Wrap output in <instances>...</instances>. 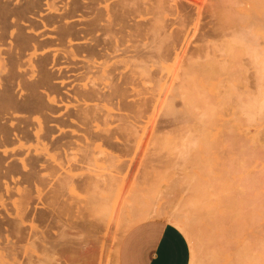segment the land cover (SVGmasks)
<instances>
[{"label":"bare ground","instance_id":"6f19581e","mask_svg":"<svg viewBox=\"0 0 264 264\" xmlns=\"http://www.w3.org/2000/svg\"><path fill=\"white\" fill-rule=\"evenodd\" d=\"M187 1L0 0V264H33L37 262L34 256H39V252L43 254L44 264H50L51 260L57 264H62L63 261L67 264L66 251L69 245L67 239L69 236L66 228H68L69 221L73 217L71 216L73 202L70 205L65 199H62L64 198L62 195L69 188L75 192L83 187L94 188V192L90 196L89 202H87L90 204L89 214L99 217L97 221L102 220L104 223H108L110 219L114 220V216L117 219L116 215L110 217L114 211L112 207H116L114 203V206L111 207L112 194L115 189L117 190L119 186L123 185H119V183L122 172L127 167L125 166L127 162L122 158L124 155L130 154L132 150L128 133L134 134L136 128L141 126H138L137 123L144 119H151L153 114H147L150 110L148 109L149 103H152L155 97L158 96L161 73L167 68L169 60L173 59L174 65H177L179 69L181 68V76L179 73L177 74L181 79L177 84L171 85L163 101L159 100V107L162 110L159 118L166 117L167 119L161 118L162 120H159L157 123L159 125L154 128L155 132L166 125L173 126L187 119L203 117V114H200L196 109L200 107L204 97L201 90L197 88L198 76H202L203 73L201 60L205 57L204 50L200 46L194 47L192 50L187 49V42H184V47H180L183 48L182 50L177 49L180 40L183 39L181 41H184L187 26L196 19L192 11L189 10L191 5H187ZM146 3L153 5V8H155L152 20L135 21L134 15L137 14V9L140 8V6H137L136 9L135 6ZM142 10L145 9L142 8ZM216 10L214 8L209 10L210 16L213 18L212 23L214 26L212 30L203 33L200 38L205 39L204 37L208 34L216 35L219 28L223 26L220 20L224 21L223 24L229 22L231 18L229 14H223V11ZM138 11L141 10L138 9ZM149 11L148 9L147 13ZM168 14L175 16V18L169 17ZM262 16L264 17L263 10ZM77 19L82 20L80 21L82 26L77 23L78 21L76 22ZM215 19L219 20L220 27L218 28L216 27L218 21L215 22ZM255 21V19L252 20V22ZM174 23L178 24L175 26L176 30L172 28L175 25ZM48 27H50L52 35H48ZM170 27L171 30H168ZM236 36L239 39L238 42L242 44L243 50L250 55V63L255 69L253 76L258 87V94L256 98L254 97L255 99L253 98L252 107L257 109L259 113H264V46L261 47L262 45H260V41H264V26H258L256 30L242 28ZM187 39L189 40V38ZM82 41H84V44H79ZM69 44L72 47L71 49H67ZM185 47L186 49H184ZM43 51H48V53L43 54ZM224 57L226 55L221 58L218 68L227 69V66H223V63L227 62ZM62 58L67 60L65 66L64 61H61ZM69 59L75 60L74 63L78 59L80 60L81 63L77 61L81 64L79 70L84 69V71L78 73L80 77H84V80L85 78L89 80V83L84 84L85 90L77 89L78 87L72 89L68 87L71 84L69 79H76L79 76L74 77L75 74H73V77H71L68 74L76 70L70 67L73 61L70 62ZM89 74L93 75L90 76ZM148 83L150 85L154 83V85L147 86ZM64 88L67 91H64ZM68 97H70V100ZM72 101L77 104H72ZM93 101L96 102L91 105ZM177 101L182 103L181 108H178ZM62 106H64L67 113L63 114L61 111ZM71 107L74 109H71ZM115 122H119L116 128L111 127V125L116 124ZM208 128L210 129V127ZM154 130L151 135L159 146L164 138L155 135ZM57 131L61 132L58 136L55 135ZM119 131L121 133L125 132L121 137L122 142L119 139ZM201 135L203 136V134ZM116 139L120 140L121 144L123 143L121 149L117 146ZM133 139L135 140V138ZM203 140L200 142L202 151L206 152L209 145V147L215 145L212 142L209 143V137L205 139L208 142ZM191 141L193 139H190L192 145L194 141ZM213 143H216V140ZM102 145L112 148L113 152L105 151L107 148H104L105 150L99 149L100 151L95 150L101 148ZM93 146H95V149H93ZM216 146L220 148L219 145ZM192 147H189L190 153L196 145L194 149ZM116 149L120 152L115 153L114 150ZM50 150L51 166L47 161L48 159H44L42 154L50 155ZM209 150L207 149V151ZM27 151L29 153L34 151L36 154L31 155ZM239 151L241 152V150ZM185 153L187 154V152ZM101 154L103 158H101ZM203 155L201 156L206 158V155ZM155 158L158 163L161 161L158 159L159 157ZM103 159L109 165L103 161L108 167L106 169L114 168L112 173L111 171L108 172L109 175L105 179L107 183L104 182L106 184L103 189L99 185L102 184V179L86 178L83 175V177L79 176L76 179L77 170L89 166L91 168L92 165L98 166L97 163ZM188 160L190 161L189 158ZM195 161L192 160L193 164L194 162L195 164L198 163L197 159ZM169 162H164L166 165H163L168 167ZM200 164H203V161ZM204 164L202 166H205ZM208 166L210 165L208 164ZM57 168L63 171L61 170L62 172L59 173ZM204 169L206 170L208 167ZM204 169H202V174L199 170V176L201 175L200 178L203 182H207L202 178L203 175L205 176L203 174ZM43 170H51V175L42 173ZM189 173L190 177H188ZM189 173L185 175V179L183 178L187 182L182 179L183 183H181V179H179L180 182L175 180L176 182H171V185L177 186L178 183H181V185L179 184L180 187L184 185V182L188 185V181H190L189 184L191 185L188 186L191 187L194 194L192 193L189 204L191 203L192 210L198 213L196 218L191 216L194 218V225L199 226L201 219L208 221L210 217L204 219L205 215L203 214L211 213L212 223H215L213 228H222L224 225L222 223L221 226L222 220L231 221L229 223L233 229L238 228L239 233L245 232L247 227L246 231L249 227H252L253 220L258 214L251 211L244 212L241 205L248 210H253L255 206L261 211L263 210L261 209L262 206L253 203V208L247 207L246 204H241V201L246 202L247 197L248 204H250V196L240 194H237V196L234 194L223 195L222 192L217 193L219 191L217 189L216 193L222 196L202 203L198 200V197L201 196L202 198L203 195H208V193L206 194L208 185L206 186L207 183L201 182L202 180L199 177L200 182L194 179L195 176L197 178L198 172L193 174L194 177L192 171ZM222 173L225 174V172ZM206 174H209L207 175L210 178L208 180L217 177V175L211 177L210 171ZM221 175L220 173L218 177ZM49 176L53 177L51 181H48ZM211 181L210 184H212ZM48 182L51 184L50 188H48ZM211 189L213 188L211 187ZM210 192L209 195L214 194L215 191ZM243 194H247V192ZM256 194L257 198H260V193L256 192L255 196ZM239 195L241 198L243 196V200L239 201ZM258 199H255V201ZM148 204H150L149 200L145 201V199L138 198L136 202L130 204V206L128 205V210H126L128 213L125 220H123L126 224H123V226L147 218L153 213L157 216L166 213L163 211L164 208L157 210L155 207L148 206ZM83 209H85V206ZM262 215L260 216L263 217ZM189 218L190 216H188V220ZM171 219L189 233L188 228L190 226L187 222L193 221L186 220L185 224L179 217L176 218L175 216ZM224 223L226 224V222ZM70 225L69 228H71ZM242 228L244 230L240 231ZM190 229H192V226Z\"/></svg>","mask_w":264,"mask_h":264},{"label":"rangeland","instance_id":"374dc122","mask_svg":"<svg viewBox=\"0 0 264 264\" xmlns=\"http://www.w3.org/2000/svg\"><path fill=\"white\" fill-rule=\"evenodd\" d=\"M186 4L189 6L191 5L189 7V10L192 11L196 19L193 23L190 22L189 25L187 26L188 28L186 30L187 33H185L186 36L184 37V41H181L183 39L180 40L181 43L180 42L178 43L177 49L179 51L182 50L183 48H180V47H184L183 46L184 42H187L188 44L187 49L192 50L194 47L200 46L204 50L205 57L201 60L203 63V67H202L203 73H202V76L200 77L198 76V80H197V86H198L197 88L201 90V92L203 93L202 95L204 97H203L202 104L200 105L198 109H196V111L200 112V114H203L204 118L198 117L199 118L198 119L197 117H194V118H191L190 120L187 119L178 124H174L173 126L166 125L167 128L166 126H164V128H160L159 130L155 132L154 128H156L159 125L157 123L159 122V120H162L164 118V117L163 118L161 117L162 119L159 118L162 113L161 107H159L160 106L159 100L163 101V99L166 96V93L171 88V85L177 84L179 82V79H181L178 77L182 73L181 68L179 69L177 65H174L173 59L172 60L168 59L169 62L166 61L168 66L161 73L159 93L157 94L158 96L155 97V100H153L152 103L151 102L149 103L148 109L150 110L147 112V114H153L151 115V119L150 120L144 119L143 121L137 123L138 126L139 125L141 126L137 127L136 131L134 129L135 131V133L133 132L134 134L131 135L130 133H128V136L130 135L129 137H131V138L128 137V139H129V144L132 146V150L130 154H127L126 156L124 155L122 158L126 160L127 162V164L125 165L127 167H125V170L122 172V177L120 178V183H119V185H122V184L123 185L119 186L117 190L115 189V192L112 194L113 196L112 203L110 202L111 207L113 203L116 206V207H112L113 208L112 210L114 211L113 212L111 211L112 214L110 215V217L116 215L117 219L114 216L113 218L114 220L110 219L108 223H104V221L102 222L101 219H100L101 221H97L99 217H96V216L94 217L91 214H89L90 204L87 202H89L90 196L94 192L93 191L94 188L92 187L90 188L83 187L82 188L83 190L80 189L77 192L69 188L65 190L67 193V196H66L65 191H64L65 194L63 193L62 195V197H64L62 199H65V201L68 202L70 205H72V202H73V205L71 206L73 207V212H72L73 215L71 214V216L73 217L69 221V225L71 224L70 225L71 228H69V225L67 226L69 229L66 228L67 234L69 236V238L67 237L68 244H69L67 251H66L67 264H78V263L79 264H118L117 253H118L120 242L124 234L127 232V230L131 226H133L134 224L142 220H145L148 218H162L170 222H173L177 225V223L173 221L171 218L173 217L175 218L176 216V218L179 217L180 219L183 220V222H185L186 220H188V216H190L188 221H193V219L196 218L198 213L193 211L192 204L191 203L189 204V201L191 199L190 197H192V195L194 194V192H192L191 190V187H189L191 185L189 184L190 181H188L189 186L185 182H184V185L180 187H179V184L181 185V183H183L182 179L185 177V175H187L191 171H192V176L194 173L198 172L197 178L196 176L195 177L193 176V177L194 179H196V181H199V178L201 177V175L199 176V170H201V174H202V169H204L205 167L206 168L208 167V169L210 168L209 171H210L211 177H213L214 175L215 176L217 175V177H215V179L213 177L211 179L212 181L208 180L210 179L209 177H207V175L209 174H206V173H208L209 171L208 169L203 170V174H205V176L203 175L202 178L204 180H207V182L206 181L203 182L201 178L200 180H202L201 182L203 183H207L206 186L207 185L208 186L210 185V186L209 187L207 186L206 188L204 184V187L208 191L206 192V194L208 193V195H203L202 197L203 200H201L202 199L201 196L198 197L199 198L198 200H200V202L205 203V201L207 202V200L208 201L212 199L215 200L219 196H222V195L217 194V193L220 194L221 192H222L221 194L223 195L224 194H229V195L234 194L237 196V194H240V195H244L248 197L250 196V200H249L250 204H248L247 197H246V202L244 201L242 202L241 199L243 200V196L241 198L239 195L240 197L239 201H241V204L243 203V204H246L247 207L253 208L254 206L253 203L255 204L257 203V205H259L260 207L262 206L261 209L263 210L261 211L259 209L260 210L259 211L258 207H255V206L253 210L252 209L248 210V209H245L243 205H241V209H243L244 212L251 211V212H254V214L257 213L259 217H257L258 215H256V218H254L253 223L251 225L252 227H249V229L246 231V229L248 228L247 227L245 229V232H240V233L238 231V228L233 229L232 225L230 224L231 221L229 220L228 222L226 220H222L221 222V226L224 224L228 227L223 225L222 226V228L224 227L223 229L219 227L213 228L215 223H212L213 217L211 216V213L203 214L205 215L204 219H206V217H210V218L208 221L201 219L199 226L194 225L193 224L194 221L189 222V223L187 222L190 228L192 226V229L188 228L189 233H187V231L183 227L179 226L185 233L189 241V244H190L191 258H192L191 264H199V263L200 264L201 263L202 264L203 263L204 264H207V263L208 264H212V263L213 264H264V212H263L264 211V113L263 112L259 113L257 109L252 107L253 98L254 97L256 98L258 94V87L255 82V78L253 76L255 69L253 68V65L250 63L251 61L249 60L250 55L247 52H245V50H243V46L242 44L238 42L239 39L236 36L237 32L242 28L243 29L249 28L251 30L252 29L256 30L258 26H264V17L262 16V10L264 11V0H193V1L191 0L189 2L187 1ZM137 6L138 7L140 6V8H138ZM150 6L151 5L149 3L136 5L135 6L136 9L138 8L141 11H138L137 9V14L135 15L133 14L135 21L138 22L141 20H144V21L150 20V19L152 20L154 16L153 10H155V8H153V5L151 7ZM142 8H144L145 10H142ZM213 8L214 10L217 9V10L223 11V14L224 13H227V15L229 14L231 18L229 22H226L225 24H223L224 22L223 20H220L221 24L223 25L221 27L219 25V20L215 19L216 20L215 22L218 21L216 27L217 28L220 27L218 33L216 35L208 34L206 35V37H204L205 39H202L200 38L202 34L207 31L212 30L214 26L212 23L213 18L210 16V11H209V10H212ZM148 9L150 11L147 13ZM168 16L175 18V16H172L170 14H168ZM253 19H255L256 21L252 22ZM80 21L82 20L81 19L76 20V22L81 25ZM174 24L175 25H173L174 27L172 28L176 30L175 26H177L178 24L177 23H174ZM169 29L171 30V27L168 28V30ZM47 32H50V35H52L51 29L50 30L47 29ZM187 38H189V40ZM83 42L84 41L79 42V44L80 43L84 44ZM260 45H262L261 47L264 46L263 40L260 41ZM69 48L70 49L72 48L70 44L67 49ZM184 49H186V47ZM45 52L48 53V51H43L42 53L44 54ZM42 53L40 52L39 54H42ZM221 55L222 57L226 55V57L224 58L226 59L227 62H225L226 65L225 63H223L224 64L223 66H227V69H224L223 67L218 68V64H220L222 60ZM69 60L70 62L73 61L70 67L76 70H74L73 72H69L68 74L71 77H73L72 76L73 74H75L74 77H76V75H79V76L78 78H76L77 80L75 78H70L69 81L71 80V84L68 85V87L70 89H72L73 87L74 88L78 87L77 89L85 90L84 84L89 83V80L86 78L84 80L83 76L80 77L79 73L84 71V69L79 70V66L81 64H79L78 62H80V60L78 59L77 60L78 62L76 61V63H74L75 60H71V59ZM61 61L62 62L64 61L63 64L65 66V61L67 60L62 58ZM178 73L179 75H177ZM89 75L91 76L93 74H89ZM175 76L178 77V78L176 77L178 80L176 78L174 79ZM92 85L95 86L93 83ZM146 85L153 86L154 83L153 84L151 83V85L148 83ZM63 90L67 91L66 88H64ZM68 98L70 100V97ZM130 99H133V98H130ZM178 100L180 99L178 98ZM72 102H71L72 104L76 103L74 101ZM95 102L96 101L91 102V105L95 104ZM177 105H178V108H181L182 103L180 101H177ZM71 109H74V108L71 107ZM64 110L65 108L64 106H62L61 111L63 112V114L67 113V111L65 110L66 111L65 112ZM206 121L208 124L206 123ZM163 122L165 123V121ZM118 123L119 122L111 125V127L116 128ZM194 125L196 128L194 127ZM208 127H210V129ZM153 130H154L155 135L157 134V135H160L162 138H164L163 140L161 139L162 141L159 146L157 142L153 139V136L151 135L153 134ZM209 130L212 131L211 133L213 134H211ZM163 131L164 133H162ZM206 132L207 134L205 135ZM119 133H118V135L120 136L119 139H121V137L123 136V133L125 132L121 133V131H119ZM60 134L61 132L59 131L55 132L56 136ZM201 134H203V136ZM205 136L206 138L209 137V140L212 138H213L212 139L213 141L216 140V143H213V141L210 140L209 143L212 142V144H215V145H213V147L212 146L209 147L210 146L209 145L206 148V152L200 149L202 145L200 142H202ZM133 138H135V140ZM206 138H204V140ZM190 139L191 140L193 139V141L194 139H196L194 143H192V145L190 144ZM78 140L82 141L80 139ZM121 142H122V139H121ZM33 143L36 144V142L34 141ZM116 143H117V146L121 149V146L123 143L121 144L120 140H117ZM216 145H219L218 147L220 148H217ZM106 146L107 145H102L101 148H96V149H95V146H93L94 147L93 149L97 151L99 149L101 150V149L107 148L106 150L105 149L104 150L113 152L112 148L108 146L106 147ZM169 146L171 149L169 148ZM158 147L162 149L160 150ZM189 147L190 148L192 147L193 149L195 147V149L194 150L191 149L192 152L190 153ZM209 148L212 152L209 150ZM207 149L209 151H207ZM116 150H114L115 153L120 152V151L118 152V150L116 152ZM239 150H241V152ZM185 152H187V154L190 153L189 154L190 156L187 155ZM29 154L33 155L36 153L33 151L32 153H29ZM42 154L44 155V159H48L47 161H49L50 166H51V150H50V155H47L44 153ZM42 154H41V157L43 159ZM202 154L206 155V158H208L209 160L206 159L204 155H203L204 157H202L201 156ZM155 157L157 158L159 157L158 159L161 161L158 163L157 160L155 161L156 159ZM101 158H103L102 154H101ZM188 158L190 159V161L188 160ZM144 159L145 160L147 159V160L145 161ZM194 159L195 160L197 159V162H198L196 163L198 164L197 166L195 164L196 161ZM192 160L195 161L194 164ZM103 161L105 160L103 159L99 161L97 163L98 166L92 165L91 168L89 166V167L82 168L83 170L82 169L77 170L76 174L78 175L76 176V179L79 176L81 177L85 176L86 178L94 177L93 179H96V178L102 179L101 180L102 184H99V185H101V188L103 189V187L107 183L105 179L107 178L106 176L109 175L108 172L110 173L111 171L112 173L114 170L113 167L112 168L110 167L109 170L106 169L108 168L107 167L108 164L105 161V163L107 164L106 165L105 163H103ZM202 161H203V164L205 163L204 164L205 166H202L203 164H200V162L202 163ZM164 162H169L167 166L170 168L166 167L165 166L166 164ZM206 162H207V166H206ZM156 164L158 165L156 166ZM208 164L210 166H208ZM150 168L151 170L149 171ZM198 168H201V169H198ZM162 169H164L165 171ZM57 170L60 173L62 169L59 170V168H57ZM230 170L232 171L230 172ZM227 171L229 173L228 175H227ZM212 172L214 173L212 174ZM222 172H225L226 175L223 174ZM42 173L51 175V170H43ZM220 173L222 175L218 177ZM162 175L163 176L167 175V176L163 177ZM188 177H190V173ZM51 178L53 177L49 176L48 181H51ZM179 179H181V183H178V185L176 184L178 187L175 186L174 184L171 185V182L172 183H175L176 181L180 182ZM184 179L183 181H186ZM190 179H193V178H190ZM53 181L55 182L56 180H53ZM210 181L212 182V184L209 183ZM49 184H48V188H50L49 186H51V184L50 185ZM211 187L213 189H211ZM216 189L217 191L219 190L217 193H216ZM213 191H215L214 194L212 193ZM209 192L212 194L209 195ZM246 192L247 194H243ZM256 192L260 193L259 194L260 198L258 197L259 199L257 198V194L255 196ZM253 193L254 195H252ZM138 198L145 199V201L149 200L150 204H148V206L155 207L157 210H162L164 208L163 211L164 213L165 212L166 213L163 214L162 216H157L155 213H153L147 218L140 219L134 222H130L128 223V225L123 226V224H126V222L123 221L125 220L126 215L128 213L126 210H128V207L130 206V204L136 202V199ZM253 199H254V202H253ZM255 199H258V200L255 201ZM35 200L38 202L37 199ZM78 202L81 204V206ZM246 205L244 206L246 207ZM84 206H85V209H83ZM75 210H77V212H75ZM120 212H123V213H120ZM260 215H262L263 217H261ZM191 216L194 218H192ZM224 222H226V224ZM228 223L230 224V228H229ZM242 230H244V228H242L240 231ZM70 244H71L72 249L70 247ZM34 258H35V261L37 262H34L33 264H44L42 253L39 252V256L35 255ZM51 261H50V264H51ZM53 262L54 261H52V264L55 263ZM63 263L66 264V262L64 261Z\"/></svg>","mask_w":264,"mask_h":264},{"label":"crops","instance_id":"0c3cea01","mask_svg":"<svg viewBox=\"0 0 264 264\" xmlns=\"http://www.w3.org/2000/svg\"><path fill=\"white\" fill-rule=\"evenodd\" d=\"M118 264H191V248L183 230L162 218L131 226L117 253Z\"/></svg>","mask_w":264,"mask_h":264},{"label":"flooded vegetation","instance_id":"af4514ba","mask_svg":"<svg viewBox=\"0 0 264 264\" xmlns=\"http://www.w3.org/2000/svg\"><path fill=\"white\" fill-rule=\"evenodd\" d=\"M49 29L48 30H50V27H48ZM49 35H50V32H47Z\"/></svg>","mask_w":264,"mask_h":264}]
</instances>
